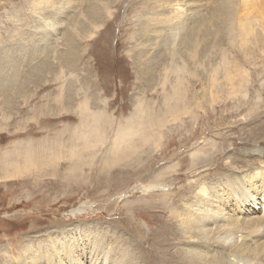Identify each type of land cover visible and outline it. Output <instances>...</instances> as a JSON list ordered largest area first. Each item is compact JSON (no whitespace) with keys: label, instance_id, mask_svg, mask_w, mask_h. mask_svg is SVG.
Segmentation results:
<instances>
[{"label":"rangeland","instance_id":"rangeland-1","mask_svg":"<svg viewBox=\"0 0 264 264\" xmlns=\"http://www.w3.org/2000/svg\"><path fill=\"white\" fill-rule=\"evenodd\" d=\"M73 1L0 0V159L15 142L47 144L46 155L30 152L26 160L20 154L7 167L0 161V264H40L43 260L37 254L48 252L51 241L66 264H99L107 258L100 244L113 249L119 240L120 250L139 255L141 264H163L164 258L165 264L183 263L180 255L191 243L176 234L174 216L176 210L183 211L184 202L194 200L197 184L191 182L202 181L198 174L234 175L256 167L224 164L210 173L205 171L209 160L191 168L190 154L211 152L224 163L227 155L264 158V54L252 59L256 62H243L231 58L229 50L230 64L214 59L189 65L187 87L192 85L196 92L187 98L193 103L190 112L176 120L169 115L166 126L158 127L146 142L141 140L146 132L134 135L128 143L135 148L121 155L123 147L113 150L118 123H126L137 99L152 106L150 112L160 108L166 94L159 70L168 67L167 62L157 66L155 80L147 76L155 64L148 53L149 58L144 55V46L131 41L140 34L131 0L114 6L116 20L107 18L97 28L90 20L79 30L69 16L79 24L89 4L97 0ZM126 4L130 10L125 20ZM62 34L71 35L72 42L67 44ZM61 52L70 58L61 57ZM63 58L72 65L63 66ZM50 64L56 68L48 69ZM14 67L23 79L9 89L4 81L13 79ZM62 69L63 78H58ZM217 81L227 84L225 91L216 92ZM169 84L166 81L168 93ZM83 95H92L90 105L104 108L113 124L105 131L104 142L84 128L89 143L76 136L87 145L81 148L71 142L81 109L67 107V101ZM185 108L176 110L183 113ZM92 151L94 162L82 165ZM104 159L110 160L109 166L100 172ZM164 190L173 191L170 209H164L159 198ZM65 241L71 244L67 251L62 247ZM114 249L111 256L116 257Z\"/></svg>","mask_w":264,"mask_h":264},{"label":"bare ground","instance_id":"bare-ground-1","mask_svg":"<svg viewBox=\"0 0 264 264\" xmlns=\"http://www.w3.org/2000/svg\"><path fill=\"white\" fill-rule=\"evenodd\" d=\"M120 1L97 0L92 2L88 8L86 7V15L83 16L84 19L82 21H79L80 25L71 16H69V22H71L72 18V24L79 30L81 25L92 20L91 27L97 28L104 24L107 18L117 19L114 6L120 5ZM130 6H132L131 10ZM130 6L126 4L124 19H127L129 10L133 11L134 15H137V23L140 25L138 27L140 29L139 36L131 38L133 46H144L146 48L144 55L147 57L146 53H148L151 58H147L151 59V63L155 64V66L152 65L151 71L147 73V76L155 80L158 76L156 74L158 71L155 70H159L157 66L161 67L164 62H167L165 65L168 67L159 70V76L163 80L162 89L166 94L160 108L154 110V113L153 111L150 112L153 107L145 103L144 99H137L135 111L126 119V123H118L113 138V150L123 147L121 155H125L135 148L133 142L130 141L128 143L129 139L134 135L146 132V135L141 137V140L146 142L147 136L153 135L158 127L166 126V122L169 121V115H172L171 118L176 120L181 119V114L190 112L191 108L189 106L193 103L188 102L187 98L189 93H192L193 97L196 96V92L195 87L192 85L187 87L189 83L191 84L192 76L188 68L189 65L197 62L205 63L214 59H219V62L223 64H230L233 60L229 59V50L231 51V58H235L236 61H241L242 59L243 62L249 60L256 62L257 59L254 57L257 54H264V0H140L137 3L131 0ZM71 7L72 5L68 8L71 9ZM60 8L58 7V9ZM68 8L65 10L66 12ZM82 12L85 13V10ZM58 13L56 12V15ZM126 29L128 30V28ZM64 38L67 44L72 42L71 35H66V37L64 35ZM60 56L65 57L66 60L70 58L69 55L63 52L60 53ZM65 59H61L63 66L72 65L71 62ZM252 59H256V61ZM145 67L146 70L149 69L147 66ZM16 68L14 67L13 69V79L8 78V80L5 79L4 81L6 85L8 84L6 87L9 89H14L16 83L23 79L22 74ZM47 68L55 69L56 65L50 64ZM62 72L64 73L63 69L59 71L58 78H63ZM225 79L231 80L228 77ZM166 81L170 82V93L166 91ZM215 85L219 87L216 92L226 90L227 84L223 81H217ZM91 97L92 95H83L81 100L78 98L74 101H67V107L77 111L81 109V122L79 126L75 127V136L73 135L75 139L71 141L74 146L79 147L82 145L81 148L87 146L85 143H89L87 139L90 134H86L87 130L84 128H87L90 133L94 131L98 140L104 142L107 137L105 136V131L112 129L113 124V117L108 115L104 108L93 109L90 105ZM178 107L186 108L183 113H180L176 110ZM149 112L150 114H148ZM250 112L246 113V120L250 117ZM105 126H107V129ZM76 136L79 139L83 138L85 143L82 142L80 144ZM12 145H14L13 150H7V153H4L2 159H0L4 163V167L10 164L14 165L12 160L20 154H24L26 160L31 157L33 152L38 155H46L43 149L46 148L47 144L36 146L37 144L35 145L31 142H15ZM51 149L52 145L49 146V151ZM93 152L90 155L92 159L91 157L88 158L89 155L88 157L85 156L86 161L82 162V165L87 161L94 162L95 155ZM73 153L75 154L76 152L73 151ZM81 153L83 152L81 151ZM260 154L263 153L260 152ZM190 155L192 157L191 168L209 160L210 164L205 166L208 167L210 165V167H206L205 171L209 170L210 173L215 171L218 166L224 164L226 166L240 164L242 167L248 165L256 167L247 172L235 173L234 175L226 172L207 173L206 175L198 174V179L202 177V181L198 182L195 179L194 182H191L194 184L196 181L197 184L194 187V193L191 191L194 194V200L192 202H184V212L176 210L174 216L176 234L180 235L181 240L191 243L188 249L184 250L180 255V257H184V262H179V264H264V158L257 156V158L245 159L237 155H227V161L224 163L219 158L213 157L211 152L201 154V151L195 150ZM16 161L18 162V159ZM78 161L80 162V156ZM109 161L104 159L102 167L99 169L100 172L105 170L106 166H109ZM177 165H179V162ZM211 168L213 170H210ZM215 175H218V177H211ZM171 191L164 190L160 193L162 197L159 198H162L161 204L164 209L172 207L170 196L173 193L170 194ZM168 198L169 200L167 201ZM142 201L149 202L148 198H144ZM119 243L123 245L120 240L118 243L113 244L115 245V249H113L116 252V257L111 256L113 249L109 247L112 246L107 247L100 244L102 250L106 252L107 258L103 262L98 263L141 264L139 255L129 253L127 248L122 252L120 250L122 247ZM50 244L51 249L48 252L37 254L43 260L40 264H66L61 259V254L57 251L59 249L57 244L53 241ZM70 245L68 241L63 242V250L67 251ZM117 245L118 248H116ZM94 248L95 246L92 250ZM119 252H121L120 256H118ZM53 255H57V262L53 259ZM165 263L166 259L164 258L163 264Z\"/></svg>","mask_w":264,"mask_h":264}]
</instances>
